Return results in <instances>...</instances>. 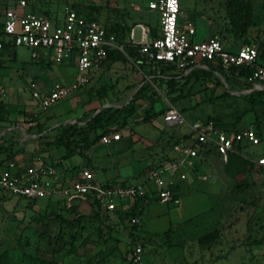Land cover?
<instances>
[{"label": "rangeland", "instance_id": "rangeland-1", "mask_svg": "<svg viewBox=\"0 0 264 264\" xmlns=\"http://www.w3.org/2000/svg\"><path fill=\"white\" fill-rule=\"evenodd\" d=\"M14 1L0 0V12ZM195 2L180 0L186 16L193 17ZM41 5L37 0H28L25 12L35 7L38 13ZM56 6L61 7L59 1ZM238 8L244 14L251 12V24L244 35L231 23V14ZM60 10L43 14L62 22L65 13ZM197 10L199 40L214 32L230 50L246 41L264 42V0H200ZM131 14L134 20L159 27L157 13ZM107 25L120 32L121 49L104 61L88 85L46 110L39 105L41 94L52 84L75 76V55L57 63L53 52L47 49L37 50V57L26 46L4 51L0 85L6 91V99L4 109H0V137L25 145H31V139H39L43 147L41 139L56 135L61 125L74 123L78 118L85 123L90 118L84 114L87 109L99 106L100 102L107 106L126 104L136 90L149 83L161 98L156 110L162 109L163 113L147 122L130 119L128 126L119 131L120 141L104 144L100 140L91 149L70 155L57 145L47 150L39 147L43 150L35 153L50 164L55 162L59 172L70 168L75 173L79 167L88 165L96 169V178L103 184L115 178L138 184L144 179L142 171L146 173L181 155L185 135L192 134L191 125L196 120L238 132L255 117L264 121V104L252 108L238 91L244 90L243 87L233 82L235 86H228L229 94L224 97L199 104L189 98L171 103L154 84L151 71L155 67L135 59L133 47L127 42L130 26ZM136 38H140L139 29ZM165 74L180 75L181 71L173 68ZM31 83L35 86L31 87ZM216 91L218 95L223 88L220 86ZM169 106L178 108L186 122L167 124L164 113ZM75 113L74 120L68 121ZM30 147L25 150L34 152ZM246 151L260 155L264 142ZM11 153L10 145L3 143L0 162ZM241 161L225 174L212 166L200 167L194 173L184 171L182 180L187 178V172L190 174L181 204L149 203L140 229L131 225L130 217L119 213L96 216L89 206V213L67 225L56 215L66 211L62 200L33 201L0 194V264H129L136 243L145 249L143 264H264V167L246 159Z\"/></svg>", "mask_w": 264, "mask_h": 264}, {"label": "built area", "instance_id": "built-area-1", "mask_svg": "<svg viewBox=\"0 0 264 264\" xmlns=\"http://www.w3.org/2000/svg\"><path fill=\"white\" fill-rule=\"evenodd\" d=\"M26 7L27 0H17L0 15V61L6 49L17 46L31 48L34 57L38 56L37 50H50L57 63L72 55L76 57L74 80L57 82L40 96L39 105L46 110L88 85L95 72L101 69L109 50H119L121 46L116 35L108 33L103 23L84 16L75 8L67 7L64 20L58 22L46 15L25 12ZM148 8L159 15L158 36L153 37L151 28L144 23H137L129 33L130 44L137 47L140 63L170 64L184 73L207 68V61L220 66L226 73L233 67H250L249 76L240 79L247 86L245 92L264 90V55L260 43L251 41L237 50H230L216 36L196 40V27L189 21L181 23L180 0H150ZM137 29L140 30L139 39L136 38ZM5 98L6 91L0 85V104ZM164 120L169 125L186 122L174 106L166 110ZM191 129L190 142H183L181 155L149 169L138 184H103L90 167L82 168L73 180L66 181L58 177L54 164L38 158L28 165L9 162L7 169L0 173V194L29 200H62L68 207L97 201L104 212L129 211L140 198L143 201L139 211L153 201L178 204L180 198L174 189L175 180L184 176V169L192 160L209 151L228 159L237 153L236 144L258 145L264 138V122L259 129L252 125L240 132H226L213 123L196 120ZM121 138L119 131L110 132L102 136L101 142L109 144ZM257 163L264 166V156L259 157ZM141 224V215L131 219L132 226L140 229ZM144 254L143 245L134 244L129 259L131 264H143Z\"/></svg>", "mask_w": 264, "mask_h": 264}, {"label": "trees", "instance_id": "trees-1", "mask_svg": "<svg viewBox=\"0 0 264 264\" xmlns=\"http://www.w3.org/2000/svg\"><path fill=\"white\" fill-rule=\"evenodd\" d=\"M241 9L242 8H238V11L231 14V23L237 28V31L241 35H244L247 32L248 26L251 24V12L247 11L244 14L243 9ZM106 29L108 33L115 34L117 39H119L120 32L118 30L110 27H106ZM151 34L153 37L158 36V30L156 27H151ZM248 43H251V41H246L242 44ZM130 46L133 47L135 59L140 63L141 58L138 54L137 47L131 44ZM260 49L264 55V42L260 44ZM114 52H117V50H109L106 60H108ZM142 64L145 65L147 63L143 61ZM150 65L155 67L151 71V74L154 77V84L165 93L167 99L171 103H177L181 100L189 98L190 100L196 99V104H199L206 99L212 100L215 98H221L229 94V90L225 84L228 86L231 84L235 86L233 83H237L238 86H241L244 89L238 91L244 94L247 102L252 108L259 104H264V90H254L246 93L245 90L247 89V86L240 82V79L249 76L252 72V68L250 67H233L228 73H226L220 66L207 61V68L195 69L188 73L181 71L180 75H166L165 72L169 69L175 68L174 65L165 63H155ZM215 77L217 78V81ZM220 86L223 88V91L216 95V90ZM160 100L161 98L159 97L157 91L149 83L145 82V85L135 91L128 103L120 106H107L105 103L100 102L99 106L91 107L84 111L85 115H90V118L85 123L78 118L74 123L61 125V130L53 137L45 138L46 140L43 141L44 145L42 144L43 147H40L46 148L47 150V148L51 145L63 146L67 150V155L75 153V151L81 152L89 150L101 140L104 134L120 131L128 126L130 119H134L136 122H147L154 116L162 114V109L159 111L156 110V104ZM4 104L5 102L0 104V109H4ZM254 122L257 129H259L260 124L264 121L255 117ZM215 126L219 127L216 124ZM219 128L226 132H238L223 129L221 127ZM185 138L190 137L185 136ZM262 139L264 138L262 137ZM0 143V151L2 150L4 143L10 145V150L12 152L9 157L4 158L0 162V166L16 158L18 155L24 154L25 152V148H17L19 142L13 141L12 139L0 137ZM39 145L41 144L39 143ZM41 150L43 149H40V152ZM141 174H144V171H142ZM127 183L128 182L126 181L120 182L123 186ZM107 184L113 185L115 182H107ZM36 200L38 199H34L33 201ZM48 200L51 201L52 199ZM142 201V198L137 200L129 211H122L120 216L133 218L137 215H141L142 211H139L138 208L142 206ZM89 206L91 207V213L96 216L106 213L101 209L97 201H92ZM63 207L66 211H59L56 215L59 216L67 225H73L75 222L79 221V217L84 214L79 208V203L72 205L71 207H68L64 203ZM66 214L71 215L72 218L68 217ZM129 264H131L130 261Z\"/></svg>", "mask_w": 264, "mask_h": 264}, {"label": "crops", "instance_id": "crops-1", "mask_svg": "<svg viewBox=\"0 0 264 264\" xmlns=\"http://www.w3.org/2000/svg\"><path fill=\"white\" fill-rule=\"evenodd\" d=\"M15 1H17V0H15ZM37 1L41 2L43 4V5H41V7H42L41 11L38 12L41 15H46L43 13H58L59 11H61L60 9L64 10V13H65V9L67 7H72V8L77 9L81 14L87 16L88 18H94V19L99 18L98 21L103 23L105 27H109L107 24H110V25L112 24L115 26H117V25L118 26H126L128 24V26H130V31H131V28L134 27L137 23H144L141 20H134L131 13H142V12L143 13H157L156 11L150 10L148 8V2L150 0H37ZM57 1L60 2L62 8L60 6H56ZM198 4H200V0H196V2H195V11H194L193 17L186 16L184 11H182V9H181V13H182L181 19H180L181 23L189 21L196 27V16H197V13H199L197 10ZM8 6L9 5H7L5 7V9ZM27 6H28V0H27ZM25 9H24V11H25ZM34 9H35V7H33L32 10L28 11V12L36 13ZM1 14H3V13L0 12V15ZM157 15H158V13H157ZM46 16H48V15H46ZM146 25H148V24H146ZM148 26L150 28L152 27V25H148ZM158 29H159V27H157V30ZM196 30H197V28H196ZM130 31H129V33H130ZM129 33H128V40H127L128 43H130ZM213 34H214V32L211 33V35L208 38L214 36ZM116 38H117V36H116ZM208 38H205V39H208ZM195 39L199 40L197 37ZM201 40H203V39H201ZM117 41H118V39H117ZM118 43H119V41H118ZM238 47H237V49H238ZM76 74H77V72H76ZM76 74H75V76H76ZM75 76L71 77L70 79L65 80L64 82H59V83H70L74 80ZM54 84H52L50 87H48L47 90L41 94V96L43 94L49 92L52 89V87L54 86ZM225 85L228 88V85L227 84H225ZM32 86L34 87L35 85L33 83H31V87ZM33 94L34 93H32V98L34 97ZM76 116H77V114L75 113L74 116L71 117L68 121L74 120V118ZM57 125H59V124H57ZM252 125H255L254 121L248 127H250ZM248 127H246V128H248ZM191 135L192 134H186L185 136L191 137ZM189 139L190 138H186L185 141L190 142ZM34 140L35 139H31V141L29 140L30 141L29 144H31V145H25L26 143L23 142V143H20L17 147V148H25L28 146L29 147L32 146L33 150H34V152H31L32 154L28 150H25L24 154L16 156V158L12 159L9 162H15L16 164H19V165H28V162H29V164H32L38 158L47 162V160L43 159V157H39L38 155H35L36 152L37 153L40 152V148H39L40 147V145H39L40 141H39V139H37L36 141H34ZM45 140L46 139H41V142H43ZM262 142H264V139L261 141V143ZM253 146L254 145L248 144L246 142H241V143L236 144L235 149H236L237 153L231 154L228 157V159H224L222 156H220L219 154H217L214 151L206 152L202 157L192 160L191 163L189 165H187V167L184 169V171L191 170L189 172L194 173V171L200 169V167L206 166V167L210 168V166H212V168H216V171L218 173L225 174L226 172H230L229 170H231V168H233V166L237 165V163L239 165L242 164L241 159H246V160H249L250 162L257 163V159L259 157L264 156V152L261 153L260 155H255V154H252V153H249L246 151V150L252 149ZM170 160H172V159H167L166 161H170ZM9 162H6L2 166H0V173L7 169ZM52 164L55 165L56 163L52 162ZM84 167H89V166L83 165L82 167H79L75 173L70 172V170H71L70 168H69V170L67 169V170H63L61 172H59L57 170L58 177L60 179L66 180V181H71L77 176L78 172ZM193 169H195V170H193ZM94 171H96V169ZM189 172H187L188 176L185 180H182L181 177H179V176L175 180V184L177 186L176 187L174 186V189L180 198V202L176 205L181 204V195L186 192V189L188 187V184H189L188 180H189V174H190ZM69 175H71V178H69ZM144 175H145V172L141 176L144 177ZM122 181H124V179H116L115 178V180L113 182L120 184V182H122ZM128 183H131V182H128ZM84 203L85 202L79 203V206H80L79 208L84 214H86V213H89V211H88L89 210L88 209L89 204L88 203L84 204ZM161 204H166V203H161ZM89 208H91V207L89 206ZM144 209H145V207L143 208V211L141 214L142 223H143ZM121 212L122 211L106 212L104 214L116 213L115 215H117L118 213L120 214Z\"/></svg>", "mask_w": 264, "mask_h": 264}]
</instances>
